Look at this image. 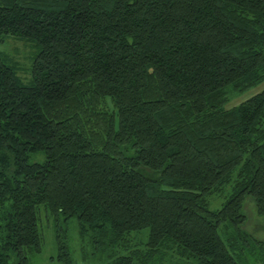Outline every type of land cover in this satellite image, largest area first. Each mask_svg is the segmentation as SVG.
I'll use <instances>...</instances> for the list:
<instances>
[{
    "label": "trees",
    "instance_id": "trees-1",
    "mask_svg": "<svg viewBox=\"0 0 264 264\" xmlns=\"http://www.w3.org/2000/svg\"><path fill=\"white\" fill-rule=\"evenodd\" d=\"M262 81L264 0H0V264H264Z\"/></svg>",
    "mask_w": 264,
    "mask_h": 264
},
{
    "label": "rangeland",
    "instance_id": "rangeland-1",
    "mask_svg": "<svg viewBox=\"0 0 264 264\" xmlns=\"http://www.w3.org/2000/svg\"><path fill=\"white\" fill-rule=\"evenodd\" d=\"M7 52L12 54L15 60H17L18 65L20 66L19 74L20 76L25 75L23 71L28 65L29 55H34L35 48H29L26 44L21 41L7 40V43L1 45ZM30 56V58H31ZM30 63V62H29ZM264 87V81L259 84L251 87L244 92H242L239 96L231 99L227 106L238 103L239 101L249 97L250 95L258 92ZM264 125V124H263ZM222 198L215 197L214 201L211 202V206H218ZM242 213L245 217L244 223L242 224V228L247 231L252 237L256 239H264V227L262 218L256 214L255 208L253 206L252 200L247 196L242 201L241 207ZM67 229V237H68V246L70 250V255L72 257L73 264H83L81 259L79 258V249H78V241L75 230V222L74 220H69L66 224ZM51 230V228H50ZM47 229V227H43V242L41 245L40 253L33 257L32 264H60L56 260H50L49 257H54V246L52 244V233Z\"/></svg>",
    "mask_w": 264,
    "mask_h": 264
}]
</instances>
